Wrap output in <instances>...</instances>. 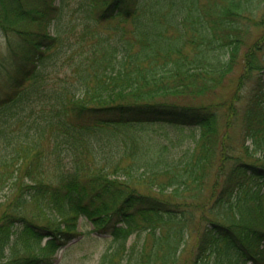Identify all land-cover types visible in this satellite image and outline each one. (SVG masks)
<instances>
[{
    "label": "trees",
    "instance_id": "1",
    "mask_svg": "<svg viewBox=\"0 0 264 264\" xmlns=\"http://www.w3.org/2000/svg\"><path fill=\"white\" fill-rule=\"evenodd\" d=\"M261 2L0 0V264H264Z\"/></svg>",
    "mask_w": 264,
    "mask_h": 264
},
{
    "label": "rangeland",
    "instance_id": "2",
    "mask_svg": "<svg viewBox=\"0 0 264 264\" xmlns=\"http://www.w3.org/2000/svg\"><path fill=\"white\" fill-rule=\"evenodd\" d=\"M260 1V0H257ZM256 5V4H255ZM261 7L264 10V0L261 2ZM4 38L0 34V52L4 50ZM239 68V67H238ZM238 68L235 70L232 76L226 79V84L222 89L219 90V96L225 97L232 90L234 79L238 75ZM10 74L2 73L0 75V81L3 83V89L1 95L9 90L8 77ZM264 79V72L261 73ZM218 97V96H217ZM247 94L237 103L238 111H242V108L246 104ZM189 103H197L199 101L195 100H186ZM204 103H209L211 100H203ZM264 103V102H263ZM230 141L232 142V151L231 155L237 157H243V144L248 145L249 140H245L242 123L240 117L237 119L234 126L229 130ZM251 148V147H250ZM258 157V154L256 155ZM243 161L254 162L253 158H243ZM78 232L81 233L80 236H77L75 239L67 243L64 247L58 250L54 264H97L100 258V255L105 251L110 237L104 235H97L92 233V226L90 223L83 217L78 220ZM133 240V237L129 240V243Z\"/></svg>",
    "mask_w": 264,
    "mask_h": 264
}]
</instances>
